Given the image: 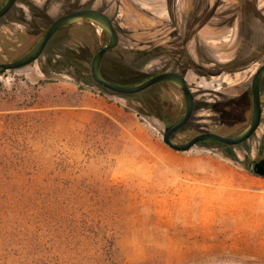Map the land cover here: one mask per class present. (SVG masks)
<instances>
[{"label": "rangeland", "instance_id": "rangeland-1", "mask_svg": "<svg viewBox=\"0 0 264 264\" xmlns=\"http://www.w3.org/2000/svg\"><path fill=\"white\" fill-rule=\"evenodd\" d=\"M6 2L0 0V8ZM85 9L111 18L120 37L118 51L126 64L136 63L134 70L145 81L181 64L179 46H185L197 64L207 65L197 73L181 71L197 109L188 126L174 137L177 143L203 133L233 137L249 125L251 84L260 64L258 57L264 55V0H18L0 20V63L23 57L57 19ZM197 19L206 21L194 29ZM88 24L63 28L37 62L0 75V192H14L20 201L24 194L34 193L48 206L60 199L81 211V224L102 223L116 240L108 264H264V257L252 249H229L201 258L167 255L169 234L153 226L154 210L146 202L149 171L134 166L132 142L122 135L121 121L106 109L92 119L77 114L81 91L73 76L87 77L90 65L85 57L93 56L109 40ZM162 47L161 57H156ZM164 51L169 53L163 55ZM140 52L154 57L143 64ZM129 69L124 76L127 81L134 71ZM163 84L168 83L137 94L138 99L131 102L143 110L144 117H133L135 124L140 120L151 126L161 141L166 126L153 117L159 112L147 105L161 107V114L169 115V125L186 110L182 93L170 83ZM83 85L87 92L92 90ZM110 100L122 107L129 103L117 97ZM214 102L220 103L217 110L198 107ZM262 108L259 130L234 149L242 163L246 156L252 161L264 157V93ZM193 150L208 151V145ZM213 152L221 154L217 148ZM72 256L70 264H100L103 258L97 250L87 252L84 247L80 259Z\"/></svg>", "mask_w": 264, "mask_h": 264}, {"label": "crops", "instance_id": "crops-1", "mask_svg": "<svg viewBox=\"0 0 264 264\" xmlns=\"http://www.w3.org/2000/svg\"><path fill=\"white\" fill-rule=\"evenodd\" d=\"M80 104L81 118L106 109L121 121L134 166L149 171L146 202L154 210L153 226L169 234L167 255L201 258L252 249L264 257V178L220 153L175 152L151 126L135 124V114L91 92L81 91Z\"/></svg>", "mask_w": 264, "mask_h": 264}, {"label": "trees", "instance_id": "trees-1", "mask_svg": "<svg viewBox=\"0 0 264 264\" xmlns=\"http://www.w3.org/2000/svg\"><path fill=\"white\" fill-rule=\"evenodd\" d=\"M88 25L92 26L91 24ZM102 36L107 35L102 32ZM177 49H180V56L183 55L187 58L185 46H179ZM163 50V47L159 48L156 57H161L159 53ZM94 55H88L84 59L90 65L87 70L88 76L81 77V79L73 76L74 84L78 90L86 91L83 85L86 83V86H91V93L111 103H113L110 100L111 97H117L129 102L126 106H121L125 113L137 114L139 118L144 117L141 108L131 105L133 100L138 99V95H116L94 83L91 76V63ZM138 55L142 56L145 60L143 64H147L154 57L153 53L148 52H140ZM123 58L118 48L108 52L101 64L103 77L105 76L104 78L110 82L112 80L128 84L138 83L137 85L145 82L146 77L143 74L136 73L138 69L134 70L136 69V63L126 64ZM189 60L193 61L192 59ZM65 65L68 64L64 63L63 66ZM129 68H132L134 71L132 78L127 81L124 76L127 74L126 71L130 70ZM190 68L188 65L185 66V64L178 63L176 65V70L180 71H187ZM184 75L182 73V76ZM203 77L208 78L210 75L208 74ZM168 85L170 84H163L161 87ZM232 102H235V100H232ZM150 104L147 105L148 108L154 107V111L159 112L157 116L153 117L161 120L163 124H169V115L161 114L163 110L161 107L158 109L156 106ZM198 107L200 109L217 110V105L202 104ZM196 109L197 102L195 101L194 113ZM206 145H208L209 151H213L214 148L219 149L221 155L225 158L238 163L246 171L255 175L253 169H251L254 161L246 156L247 160L242 163L239 156L234 153V149L239 146H221L217 143H206ZM40 194L44 195L43 193ZM13 196L14 201L11 200ZM18 196L14 192L10 194L0 192V264H70L74 258L72 255H75L77 259L81 258V247H84L87 252L97 250L103 256L100 264L111 263L116 240L111 236V231L102 223L86 221L81 224V211L78 208L69 206L65 201L60 199H58L56 205L50 203L48 206V204H42L40 200H37L34 193L24 194L22 201L19 200ZM4 199L9 201L7 205L1 204ZM81 242L85 244L81 245ZM91 245L94 247H91Z\"/></svg>", "mask_w": 264, "mask_h": 264}, {"label": "water", "instance_id": "water-1", "mask_svg": "<svg viewBox=\"0 0 264 264\" xmlns=\"http://www.w3.org/2000/svg\"><path fill=\"white\" fill-rule=\"evenodd\" d=\"M16 3L17 0H8L5 6L0 9V20L8 15ZM81 23H89L92 26L97 27L109 38L108 43L97 50L91 63V76L95 84L113 94L122 96L140 94L160 83H170L182 93L186 110L183 116L167 127L163 134V143L171 150L178 153H188L203 143H219L230 147H236L249 141L259 130L263 116L260 86L264 79V66L256 72L252 80L251 92L253 111L251 121L245 129L233 137H223L216 133H203L186 143H177L174 136L190 123L195 107V96L189 88L186 78L178 73H165L156 75L136 87H122L106 80L101 72V64L106 54L119 46L120 37L111 18L105 13L95 9L76 11L57 19L48 28L36 46L26 55L12 63H0V75L20 70L34 64L41 58L47 45L59 31L63 28ZM253 172L256 176L264 178V158L254 164Z\"/></svg>", "mask_w": 264, "mask_h": 264}, {"label": "flooded vegetation", "instance_id": "flooded-vegetation-1", "mask_svg": "<svg viewBox=\"0 0 264 264\" xmlns=\"http://www.w3.org/2000/svg\"><path fill=\"white\" fill-rule=\"evenodd\" d=\"M18 1V0H17ZM7 2H8V0H7ZM6 2V3H7ZM5 3V4H6ZM5 4L2 6V7H4L5 6ZM1 7V8H2ZM0 8V9H1ZM14 8V7H13ZM12 11V10H11ZM10 11V12H11ZM9 12V13H10ZM8 13V14H9ZM206 21V20H205ZM205 21H203V20H200V19H197V20H195L194 21V29H197V28H199L201 25H202V23L203 22H205ZM60 32V31H59ZM176 46V45H175ZM175 46H170V49H176V48H174ZM118 48V47H117ZM165 49V48H164ZM186 55H187V58H185L183 55L182 56H180L181 57V64L182 65H184L185 64V66H189V67H191L190 69H187V72H189V71H191V72H195V73H197V72H200V71H205L206 70V67L205 66H207V65H203L204 63H202L201 65H199V64H197L196 62H195V60L192 58V56L189 54V51L186 49ZM167 53H169V51L167 52V51H164V54L163 55H166ZM263 54L261 53L260 55H259V57H258V60H259V62H260V64H259V67H258V70L262 67V66H264V61H262L263 60ZM189 59H192L193 61H190ZM179 61V60H178ZM165 73H178V74H181L182 75V72L180 71V70H176V69H173V70H167V71H165L164 73H162V74H165ZM183 77H185V75L183 76ZM149 80V79H148ZM187 81V80H186ZM188 84V83H187ZM251 86H252V84H251ZM264 93V79H263V81H262V83H261V86H260V94H261V102H262V94ZM250 94H251V98H252V92H251V89H250ZM195 101H196V99H195ZM251 104H252V111H253V100H252V102H251ZM214 105H220V103L219 102H214ZM178 121V120H177ZM172 125V124H171ZM165 126H166V128L167 127H169L170 125L169 124H165ZM198 135H200V134H198ZM198 135H196V136H198ZM195 136V137H196ZM203 144H206V143H203ZM217 144H219V143H217ZM221 146H226V145H222V144H220ZM264 158V157H263ZM262 158V159H263ZM262 159H260V160H262ZM245 160H247V158H245ZM260 160H256V161H254V164L256 163V162H259ZM254 164H253V166H254Z\"/></svg>", "mask_w": 264, "mask_h": 264}]
</instances>
